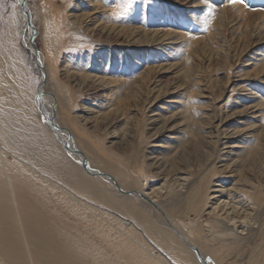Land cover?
I'll return each instance as SVG.
<instances>
[{"label":"rangeland","instance_id":"obj_1","mask_svg":"<svg viewBox=\"0 0 264 264\" xmlns=\"http://www.w3.org/2000/svg\"><path fill=\"white\" fill-rule=\"evenodd\" d=\"M20 1L0 0L3 75L18 88L28 78L33 123L49 136L50 152L69 160L73 182L85 181L91 192L62 181L68 171L55 159L49 173L22 160L114 218L113 225L127 223V234L169 264L181 263L159 247L151 229L183 236L219 264H264V0H27L33 29L20 15ZM5 35L14 39L11 52L2 48ZM31 41L45 69L43 93L55 103L38 93L43 74ZM54 104L74 149L136 194L86 174L83 159L67 149V136L52 127ZM220 181L243 190L256 184L251 196L259 207L248 234L223 226L211 231L203 202ZM163 186L157 207L138 195ZM87 226L83 219V233L92 237Z\"/></svg>","mask_w":264,"mask_h":264},{"label":"bare ground","instance_id":"obj_2","mask_svg":"<svg viewBox=\"0 0 264 264\" xmlns=\"http://www.w3.org/2000/svg\"><path fill=\"white\" fill-rule=\"evenodd\" d=\"M18 9L24 18L20 6ZM13 40L12 36L5 35L2 40L3 50L10 51ZM30 51L34 54L33 49L30 48ZM39 62L42 65L41 58ZM6 72L8 68L2 66L0 57V264H169L158 255L160 253L150 251L149 247L127 234L126 232L131 233L127 223L115 219L116 225H113L111 221L114 218L83 205L81 200L70 196L62 186L42 177L41 173L22 160L26 159L41 168V171L49 173L52 165L49 159H55L58 165L61 164L68 171L69 180L62 181L73 184L81 194L83 191H90V186L85 181L77 182L79 184L73 182L74 174L70 172L72 166L69 160L66 161L63 156L55 157L54 152H50L52 143L49 136L41 131L38 124L33 123L36 99L34 100L28 78L22 76V87L18 88L10 85L3 75ZM43 87L41 85L39 88V95L55 103L52 97L43 93ZM11 118L15 119L17 125L12 123ZM9 125L16 127V130L10 132ZM63 131L62 134L66 136L71 134L69 130ZM37 133H42V141L37 140ZM70 146L74 151L72 141ZM8 158L21 164V167L11 163V160L8 161ZM87 161L92 172L103 173L93 169L88 159ZM19 173L21 176L30 174L36 180H19ZM177 180L181 183L180 178ZM184 183L178 186L180 190H183L187 182ZM218 183L222 184H219V188L209 190L211 194H206L203 202L205 212L213 217V222L210 221L209 224L211 231L215 232L219 226H223L237 235L248 234L249 226L254 222V212L258 210L255 211V207H259L251 196L256 184H245L246 190H243L236 187L237 185L228 188L223 181ZM162 190L164 186L147 193L148 198L145 195L144 197L157 207L156 198ZM57 191L62 193L58 194ZM83 207L92 216L87 217L86 212L83 213ZM83 219L87 221L90 228L87 226L86 229L93 234L92 237L89 233H83ZM97 221H101L104 226ZM149 232L159 247L176 262L219 264L217 257L208 256L203 250L189 246L187 242H184L185 245L183 236L164 230L151 229ZM193 249H197L199 256Z\"/></svg>","mask_w":264,"mask_h":264},{"label":"water","instance_id":"obj_3","mask_svg":"<svg viewBox=\"0 0 264 264\" xmlns=\"http://www.w3.org/2000/svg\"><path fill=\"white\" fill-rule=\"evenodd\" d=\"M20 8H21V11H22V14L25 18V21H26V26L27 27H30L31 29H33V25L31 23V17L29 15V11H28V7H27V0H21L20 2ZM29 45L34 49V56H35V60H36V65L38 67V69L42 72L43 74V82H42V86H44V84L46 83V74H45V69L44 67L40 64L39 62V56H38V50L34 47L33 45V41H31L29 43ZM29 50H30V47H29ZM52 127L55 129V131L57 132H61L63 133L64 129H61L59 128V126L57 125L56 123V120H55V115H56V104H54V107L52 108ZM68 140H67V149L70 151V152H73V154L75 156H78V157H81L83 159V169L84 171L86 172L87 175L89 176H93V177H103L104 179H107L111 182H113V184L116 186V189L117 191H119L120 193L122 194H126V195H134L136 193L134 192H124L119 186L118 184L116 183V181L110 177L109 175H106V174H103V173H94V171L92 172L89 168V164H88V161L87 159H84V155L82 153H80L79 151H73L71 146H70V142L72 141V137H71V134L67 136ZM73 142V141H72ZM74 144L72 143V146ZM138 195L140 196L141 199L143 200H147L146 198H144L143 195H141L140 193H138ZM150 203V201H149ZM152 204V203H151ZM194 252H196V254L199 256V253L197 251V249H193Z\"/></svg>","mask_w":264,"mask_h":264},{"label":"snow or ice","instance_id":"obj_4","mask_svg":"<svg viewBox=\"0 0 264 264\" xmlns=\"http://www.w3.org/2000/svg\"><path fill=\"white\" fill-rule=\"evenodd\" d=\"M135 2V0H129V3L131 4V3H134ZM230 2L232 3V4H237V3H243L244 2V0H230Z\"/></svg>","mask_w":264,"mask_h":264}]
</instances>
